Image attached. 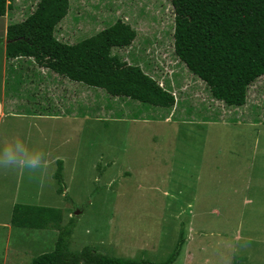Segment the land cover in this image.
Returning <instances> with one entry per match:
<instances>
[{
	"label": "rangeland",
	"instance_id": "374dc122",
	"mask_svg": "<svg viewBox=\"0 0 264 264\" xmlns=\"http://www.w3.org/2000/svg\"><path fill=\"white\" fill-rule=\"evenodd\" d=\"M85 2L95 29L131 18L137 44L163 39V25L171 27L174 20L168 0ZM36 3L15 0L9 16L22 20L24 7L32 10ZM8 24L7 16L0 17V146L19 138L44 159L34 170L0 166V264H30L53 251L58 238L51 227H12L16 204L58 209L64 224L74 216L72 252L93 246L158 263L175 250L183 231L185 244L174 264H264V76L249 88L245 106L225 108L209 99L183 63L177 66L167 37V51L159 47L156 54L164 59L163 71L174 72L184 88L174 93L180 99L174 117L157 121L169 117L168 110L135 101L126 108L103 89L67 81L52 86L56 73L42 67L36 68L33 87L18 91L12 81L6 84L12 69L3 47ZM71 39L67 43L77 41ZM114 53L127 56L121 49ZM41 79L54 94L63 89L69 100L77 99L72 115L29 114L61 106L32 94L34 87L42 90ZM125 114L139 120L118 118ZM59 168L63 184L56 178Z\"/></svg>",
	"mask_w": 264,
	"mask_h": 264
},
{
	"label": "trees",
	"instance_id": "16d2710c",
	"mask_svg": "<svg viewBox=\"0 0 264 264\" xmlns=\"http://www.w3.org/2000/svg\"><path fill=\"white\" fill-rule=\"evenodd\" d=\"M14 1L0 0V17L8 15L9 19L5 55L12 69L6 84L15 83L18 91L34 82L38 73L36 68L42 67L56 73L59 81L103 89L118 97L119 102L123 100L126 108H129L130 101H135L166 109L169 117L155 118L163 121L174 117L172 113L180 102L174 93L177 95L184 88L175 80L174 72L169 75L163 71L161 63L164 59L160 61L156 54L155 49L159 47L167 51V37L177 66L183 63L204 84L209 99L225 108L245 106L249 88L264 76V0H168L173 9L172 26L163 25V39H142V44H137L136 40L140 42L138 31L131 18L119 17L102 30L90 26L92 22H89L87 11H83L86 0H77V3L73 0H37L32 10L29 6L24 7L26 11L22 20L9 16ZM150 14L149 10L147 15ZM137 17L142 18L141 14ZM158 19L161 21L162 17ZM104 23L109 25L112 22ZM160 23L155 27H160ZM69 36L71 41L79 38L67 43ZM115 49L125 50L127 56L114 53ZM140 54L150 57L146 60ZM39 83L43 91L34 87L37 92L32 89V94L41 93L49 103L53 101L55 104V94L48 86H42L43 79ZM36 98L33 96L34 100ZM133 106L140 105L134 103ZM44 109L45 113L29 114L58 116L69 112L70 106L61 109V106L49 104ZM245 113L251 118L252 113ZM125 116L134 118L130 114L118 118ZM253 118L255 122L261 121V118ZM58 171L56 178L63 184L62 169ZM59 191L62 192L63 188ZM63 219L64 214L55 208L15 205L12 227H51L58 232L53 251L33 258L30 264H174L185 244L181 231L175 250L165 261L158 263L105 254L93 246L72 252L70 240L76 220L71 216L63 226Z\"/></svg>",
	"mask_w": 264,
	"mask_h": 264
},
{
	"label": "clouds",
	"instance_id": "9594fccd",
	"mask_svg": "<svg viewBox=\"0 0 264 264\" xmlns=\"http://www.w3.org/2000/svg\"><path fill=\"white\" fill-rule=\"evenodd\" d=\"M5 16L8 17V15ZM43 159L44 154L41 151L30 149L25 142L19 138H15L7 144L0 146V166L3 167H16L19 165L28 170H34L42 164ZM66 224L63 222V226Z\"/></svg>",
	"mask_w": 264,
	"mask_h": 264
},
{
	"label": "crops",
	"instance_id": "0c3cea01",
	"mask_svg": "<svg viewBox=\"0 0 264 264\" xmlns=\"http://www.w3.org/2000/svg\"><path fill=\"white\" fill-rule=\"evenodd\" d=\"M4 56H6L5 55V44H4ZM5 58V57H4ZM43 69V68H42ZM44 69H46V68H44ZM45 71V70H44ZM49 72H46L45 73V75H47ZM51 73V75L53 76V74H52V72H50ZM42 74V73H41ZM55 78H57L56 76H54ZM59 78H57V79H55V81H54V83H53V80L50 82L51 83V85L53 86H56L57 84L58 85H61L62 83H64V82H62V81H57ZM75 84H77V85H79L78 83H75ZM49 87V86H48ZM49 89H51L50 87H49ZM50 91H52L53 92V90H50ZM66 91H64L63 89H61V92L60 93H58L57 95L55 94V98H54V101L56 102V103H60V105H61V109H63V108H69V106H70V110H69V112H64V114H61V115H58V116H66V117H68V115H72L71 113H72V108L75 106V101L77 100V99H73V100H69V98H68V96L66 95V93H65ZM65 97H66V99H65ZM76 97H77V95H76ZM75 97V98H76ZM0 114H2V115H5L4 114V111H1V113ZM77 117H80L79 115H77ZM39 118H51V117H39ZM54 118H58V117H54ZM120 118V117H119ZM62 119H64V117H62ZM78 119H80V118H78ZM120 119H122V120H125V121H133V120H139V119H137V118H129V117H127V116H125V117H122V118H120ZM145 120H147V119H145Z\"/></svg>",
	"mask_w": 264,
	"mask_h": 264
}]
</instances>
